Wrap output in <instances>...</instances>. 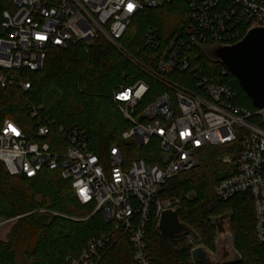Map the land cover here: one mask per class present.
I'll list each match as a JSON object with an SVG mask.
<instances>
[{"label":"built area","instance_id":"built-area-1","mask_svg":"<svg viewBox=\"0 0 264 264\" xmlns=\"http://www.w3.org/2000/svg\"><path fill=\"white\" fill-rule=\"evenodd\" d=\"M173 1L0 0L1 87L28 90L31 83L21 72L42 71L52 48L91 43L100 37L165 87L139 113L137 106L150 89L145 81L114 93V101L132 123L123 139L139 147L157 139L161 151L157 163L128 161L118 146L102 160L89 149L83 129L60 126L55 136V120L39 124L37 140H31L13 119L4 120L0 158L11 174L33 178L45 169L60 170L78 200L94 204V212H101L111 223L80 254L68 256L62 264H100L105 252L123 237L129 240L137 264H152L146 231L160 189L172 177L198 166L202 149L237 142L240 146L222 157L232 174L216 185L215 193L222 201L251 195L256 235L264 248V108L250 111L235 104L237 92L232 86L222 77L207 75L199 61L202 47L233 44L253 26L264 27V0H181L183 26L164 46L156 27L146 33V44L159 48L151 66L133 55L122 38L142 10ZM175 72H188L192 84L177 81ZM227 73L225 68L221 76ZM171 206L172 201L157 203L158 220ZM187 239L192 249L196 247L191 235Z\"/></svg>","mask_w":264,"mask_h":264},{"label":"trees","instance_id":"trees-1","mask_svg":"<svg viewBox=\"0 0 264 264\" xmlns=\"http://www.w3.org/2000/svg\"><path fill=\"white\" fill-rule=\"evenodd\" d=\"M183 15L181 0L146 8L133 18L122 43L133 55L153 66L159 48L146 44V33L156 27L162 47L182 28ZM199 61L207 75L222 77L232 86L237 92L235 104L256 110L235 76L229 72L221 76L224 65L204 53ZM21 73L31 83L28 90L0 86V130L4 120L11 118L31 140H37L39 124L55 120V136L60 126L83 129L89 149L102 160L108 159L113 146H118L128 161L157 163L161 158L157 139L140 147L123 139L132 123L114 101V93L123 86L145 81L150 89L137 106L139 113L165 87L140 71L103 37L91 43L52 48L42 71ZM173 77L180 83L192 84L188 72H175ZM239 146L237 142L202 149L198 166L172 177L160 189L146 231L152 264H201L193 262L187 236L170 239L156 232L159 201L179 205L181 221L194 228L201 243L212 251H216L217 227L211 218L231 213L235 248L242 256L237 264H264L251 195L238 194L222 201L215 193L216 185L232 174V169L222 162L223 155ZM94 210V204L78 200L71 181L64 179L60 170L45 169L33 178L14 175L0 158V220L17 218L6 240L0 238V264H62L68 256L80 254L91 238L111 226L101 212ZM100 264H137L129 240L121 238L105 252Z\"/></svg>","mask_w":264,"mask_h":264},{"label":"water","instance_id":"water-1","mask_svg":"<svg viewBox=\"0 0 264 264\" xmlns=\"http://www.w3.org/2000/svg\"><path fill=\"white\" fill-rule=\"evenodd\" d=\"M202 51L210 60L221 63L236 77L256 109L264 108V27L253 26L236 43L202 47ZM211 219L217 227L216 251L204 246L196 230L181 221L179 205L163 210L156 225V232L170 239L191 235L196 244L191 251L195 263L241 262L242 256L235 248L230 227L231 213H224Z\"/></svg>","mask_w":264,"mask_h":264},{"label":"rangeland","instance_id":"rangeland-1","mask_svg":"<svg viewBox=\"0 0 264 264\" xmlns=\"http://www.w3.org/2000/svg\"><path fill=\"white\" fill-rule=\"evenodd\" d=\"M16 219L17 218H13V221H11L9 223L0 224V238L1 239L6 240L7 235L9 234L10 229H11V227L14 224ZM2 220H4V219H1L0 221H2Z\"/></svg>","mask_w":264,"mask_h":264},{"label":"snow or ice","instance_id":"snow-or-ice-1","mask_svg":"<svg viewBox=\"0 0 264 264\" xmlns=\"http://www.w3.org/2000/svg\"><path fill=\"white\" fill-rule=\"evenodd\" d=\"M128 7H129V10H132L133 5L130 4ZM9 127L11 128V126H9ZM11 130H12L13 132H16V130H15L14 128H11ZM17 134H19V133H17Z\"/></svg>","mask_w":264,"mask_h":264}]
</instances>
